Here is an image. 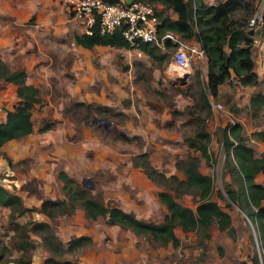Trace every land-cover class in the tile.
Segmentation results:
<instances>
[{
	"label": "rangeland",
	"instance_id": "374dc122",
	"mask_svg": "<svg viewBox=\"0 0 264 264\" xmlns=\"http://www.w3.org/2000/svg\"><path fill=\"white\" fill-rule=\"evenodd\" d=\"M145 1L174 16L168 7ZM203 1L214 4L220 0ZM251 1L254 8L259 3ZM255 22L245 25V31L251 38L254 72L256 67L261 78L255 85H241L230 76L215 96L206 92L204 105L194 91L198 85L206 88L205 60L192 61L191 74L180 81L167 71L172 56L169 48L160 50L163 57L158 60L130 48L76 44L73 35L82 31L68 14L65 0H0V59L10 69L22 68L25 82L39 89V101L30 115L31 132L0 147V185L18 194L24 205L38 206L43 199L63 198L56 177L63 170L103 203L158 223L165 208L157 191L165 188L174 195L173 184L150 179L133 163L145 160L165 175L183 178L175 163L196 156L198 170L211 177L210 198L229 214L234 233L220 231L213 223L201 255L193 231L177 226V245H160L129 228L107 223L104 217L86 218L78 205L50 219L31 212L16 221H47L62 243L75 235L90 236V244L56 257L72 264H187L199 257L202 264H252L253 251L261 261L251 222L226 199L224 184H234L224 171V153L217 137L221 126L238 121L254 154L264 158V142L254 140L255 132L264 130V5ZM14 89V84L0 80V121L4 111L17 102ZM257 94L262 102L253 107L250 97ZM215 103L219 109L212 108ZM94 118L110 124L94 122ZM44 122L50 126L38 132ZM201 123L209 133L208 159L184 140ZM255 179L261 181L262 175ZM175 199L194 208L197 196L183 193ZM7 213L8 208L0 206V264L4 260H8L5 264L25 260L26 264H53L39 237L29 233L32 242L28 245Z\"/></svg>",
	"mask_w": 264,
	"mask_h": 264
},
{
	"label": "trees",
	"instance_id": "16d2710c",
	"mask_svg": "<svg viewBox=\"0 0 264 264\" xmlns=\"http://www.w3.org/2000/svg\"><path fill=\"white\" fill-rule=\"evenodd\" d=\"M154 1L168 7L174 13L172 17L156 10L159 18L158 34L169 30L184 40L196 41L203 50L206 60V88L203 89L198 85L194 91L199 103L207 105L206 92L215 96L218 86L230 76L241 85L257 84L258 77L253 70V60L250 56L251 38L245 31V25H248L255 9L251 0H220L214 4H207L203 0ZM73 40L83 48H90L93 45L128 48V44L122 39L118 30L109 34H100L96 24L89 34H75ZM164 47L169 48V51L173 50V45L167 39L164 40ZM139 48L150 57L158 60L163 57L155 45L140 43ZM195 73L198 74V70ZM0 80L15 85L14 93L17 98L14 106L4 111V118L0 121L1 147L11 139L31 132L30 115L34 104L39 101V89L25 82V71L22 68L10 69L1 59ZM260 97L259 94L250 97L253 107H258L262 102ZM49 126V122H44L37 131H45ZM217 137L224 153V171L232 177L234 184V186L224 184L226 199L238 206L255 231L261 261L253 251L250 256L251 263L264 264V158L254 154L252 146L248 144L243 134L242 124L238 121L221 126ZM184 140L188 147L197 150L202 157L208 159L206 144L209 141V133L203 128L202 123L197 126L192 136H187ZM254 140L264 142V130L255 132ZM6 162L10 164L8 159ZM133 165L139 166L146 176L154 181L173 184L174 195L165 188L157 191V199L165 208V214L158 223L137 218L115 204L103 203L63 170L56 173L57 179L61 182L63 198L43 199L38 206H26L18 194L0 185V206L8 208L7 216L10 224L16 225L21 236L29 241L28 245L32 242L29 233L39 237L49 252L53 264H72L69 260L58 261L56 257L90 244V236L79 234L62 243L47 221H33L27 218L24 222L18 223L16 221L18 216L37 212L50 219L78 205L86 218L95 219L101 216L107 223L129 228L135 234L145 236L154 243L160 245L169 243L171 246H176L178 243L174 234V228L178 226L182 231L194 232L201 255L205 251L204 247L210 237V226L213 223L220 231L234 233L229 214L210 198L212 180L208 174L198 170L196 156H189L175 163L183 178H178L175 174L165 175L147 164L145 160L134 162ZM257 174L262 175L261 181H256ZM183 193L197 196L194 208L184 206L175 199V196ZM218 196L222 198L221 194ZM228 202H226L227 206L230 205ZM217 250L220 255V248L217 247ZM6 262L8 260H4L3 263ZM26 263V260L18 262V264ZM187 264H202V259L199 257Z\"/></svg>",
	"mask_w": 264,
	"mask_h": 264
},
{
	"label": "built area",
	"instance_id": "2783aa9c",
	"mask_svg": "<svg viewBox=\"0 0 264 264\" xmlns=\"http://www.w3.org/2000/svg\"><path fill=\"white\" fill-rule=\"evenodd\" d=\"M65 3L68 14L71 19L78 22L82 33L89 34L95 24L100 34H109L118 30L122 39L128 44V48L136 54H143L139 48L140 43H149L162 50L164 40H169L173 50L167 71L174 72L180 81H186L191 74L192 61L205 60L203 50L196 41L190 44L192 42L188 43L189 41L169 30L158 34L157 9L150 2L145 0L130 2L126 0H65ZM263 5L264 0H259L249 18L248 25L256 24L253 22L261 18ZM219 107V103L212 105L213 109H219Z\"/></svg>",
	"mask_w": 264,
	"mask_h": 264
},
{
	"label": "water",
	"instance_id": "95a60500",
	"mask_svg": "<svg viewBox=\"0 0 264 264\" xmlns=\"http://www.w3.org/2000/svg\"><path fill=\"white\" fill-rule=\"evenodd\" d=\"M127 2H130L131 0H126ZM92 121L97 122V123H102L104 125L110 124L108 121H105L104 118H94ZM88 188H91L88 186ZM226 196V195H225ZM234 206L238 208V206L234 203H232ZM239 209V208H238ZM240 210V209H239Z\"/></svg>",
	"mask_w": 264,
	"mask_h": 264
},
{
	"label": "crops",
	"instance_id": "0c3cea01",
	"mask_svg": "<svg viewBox=\"0 0 264 264\" xmlns=\"http://www.w3.org/2000/svg\"><path fill=\"white\" fill-rule=\"evenodd\" d=\"M204 64H205V70H206V63H205V61H204ZM254 70V69H253ZM255 71H256V74L258 75L257 77H259L260 76V73H262V72H259L257 69H256V67H255ZM205 75H206V71H205ZM259 78H261V77H259ZM3 118H4V115H3V117H2V119H1V121L3 120ZM260 143H263V142H260ZM39 214V213H38ZM248 263V262H247Z\"/></svg>",
	"mask_w": 264,
	"mask_h": 264
}]
</instances>
